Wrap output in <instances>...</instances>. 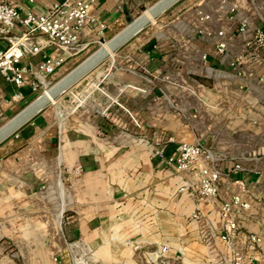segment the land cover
<instances>
[{
	"label": "crops",
	"instance_id": "crops-1",
	"mask_svg": "<svg viewBox=\"0 0 264 264\" xmlns=\"http://www.w3.org/2000/svg\"><path fill=\"white\" fill-rule=\"evenodd\" d=\"M1 1L40 13L57 0ZM149 1H96L81 42H101ZM260 27L264 0H180L1 142L0 264H232L236 251L264 264V48L246 50ZM16 91L0 74V120L35 97ZM181 142L214 159L179 171L151 154ZM213 167L218 195L204 198L201 172ZM235 195L251 206L235 211L228 242L220 208Z\"/></svg>",
	"mask_w": 264,
	"mask_h": 264
},
{
	"label": "built area",
	"instance_id": "built-area-1",
	"mask_svg": "<svg viewBox=\"0 0 264 264\" xmlns=\"http://www.w3.org/2000/svg\"><path fill=\"white\" fill-rule=\"evenodd\" d=\"M34 5L38 0H26ZM98 0H57L43 12L22 9L0 0V74L16 88L15 98H24L22 89L28 87L36 96L46 91L52 81L49 77L56 73L68 59L84 52L90 42L84 43L80 40L81 30L92 21L91 6ZM204 19L209 18L205 15ZM248 22L242 20L240 31H245ZM105 24H101V32ZM222 37L224 31H219ZM59 50V55L51 56L46 51L49 48ZM219 53L227 50L225 40L217 43ZM264 48V28H257L253 37L246 43V50ZM42 55V60L37 65L25 64L24 60L36 55ZM245 51L239 54L233 61V65H241L244 62ZM264 81V78H261ZM169 138L167 143L174 142ZM152 156H159L164 159L168 166H173L179 171L191 170L201 158L213 160L211 150L199 144L187 142L177 143L175 152L165 156L164 149L151 148ZM239 166H237L238 168ZM80 167L75 168L71 173L81 174ZM200 194L204 198H213L218 195V182L222 175L218 168H204L201 172ZM241 182V181H240ZM241 184H243L241 182ZM264 200V197H263ZM250 204L243 201L240 196L235 195L231 201L224 202L220 208L223 227V239L231 242L238 229V222L234 213L237 208L249 209ZM199 211L193 213L197 218ZM252 242H259L261 237L253 234L250 237ZM245 258L244 253L236 251L232 264H242ZM253 264V261L251 260ZM76 264H87L86 260H78ZM165 264H174L165 262Z\"/></svg>",
	"mask_w": 264,
	"mask_h": 264
},
{
	"label": "water",
	"instance_id": "water-1",
	"mask_svg": "<svg viewBox=\"0 0 264 264\" xmlns=\"http://www.w3.org/2000/svg\"><path fill=\"white\" fill-rule=\"evenodd\" d=\"M179 1L180 0H157L110 39H102L99 48L0 126V143L15 133L50 103L66 93L112 53L140 33L153 20L157 19Z\"/></svg>",
	"mask_w": 264,
	"mask_h": 264
},
{
	"label": "rangeland",
	"instance_id": "rangeland-1",
	"mask_svg": "<svg viewBox=\"0 0 264 264\" xmlns=\"http://www.w3.org/2000/svg\"><path fill=\"white\" fill-rule=\"evenodd\" d=\"M157 0H150L148 2V6L143 8L142 10H140V13L137 14V15H140L144 10H146L148 7H150L152 4H154ZM136 15V17H137ZM135 18V17H134ZM133 18H128L127 20H124L122 23L118 24L117 26L114 27L112 33H108L105 35V39L108 40L110 39L113 35H115L117 32H119L121 29H123ZM101 46V42H94L93 44H91L84 52H82L81 54H79L78 56L75 57V59L72 60L71 63H69V65L67 66V68L69 69V71L74 68L78 63H80L82 60H84L87 56H89L92 52H94L97 48H99ZM67 73V72H66ZM61 78V77H60ZM59 78V79H60ZM58 79L54 80L52 82V84H54ZM51 84V85H52ZM50 85V86H51ZM41 93L43 92H40L38 94H36V96L32 99L34 100L37 96H39ZM31 100V101H32ZM30 101V102H31ZM29 102V103H30ZM27 103V104H29ZM26 104V105H27ZM25 107V106H24ZM10 119V118H9ZM8 119V120H9ZM8 120H0V126L3 125L6 121Z\"/></svg>",
	"mask_w": 264,
	"mask_h": 264
},
{
	"label": "trees",
	"instance_id": "trees-1",
	"mask_svg": "<svg viewBox=\"0 0 264 264\" xmlns=\"http://www.w3.org/2000/svg\"><path fill=\"white\" fill-rule=\"evenodd\" d=\"M24 107V106H23Z\"/></svg>",
	"mask_w": 264,
	"mask_h": 264
}]
</instances>
